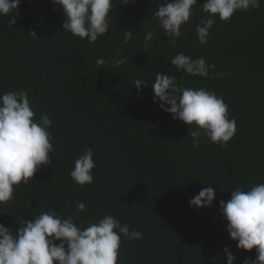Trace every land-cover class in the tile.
Returning a JSON list of instances; mask_svg holds the SVG:
<instances>
[{"label": "trees", "instance_id": "trees-1", "mask_svg": "<svg viewBox=\"0 0 264 264\" xmlns=\"http://www.w3.org/2000/svg\"><path fill=\"white\" fill-rule=\"evenodd\" d=\"M113 3L110 29L94 43L64 31L63 8L52 0H21L17 12L0 16V94L27 91L34 119L47 114L52 121L55 149L48 154L51 163L0 204V223L15 234L17 217L31 220L42 212L73 214L84 227L113 215L142 233L137 240L121 235L117 264H227L226 246L235 264L255 259V249H238L230 238L219 201L229 200L232 190L264 183V0L228 21L211 17L215 23L204 45L196 26L208 14L200 7L194 6L172 45L154 16L165 0ZM12 15L16 23L9 26ZM128 30L134 34L125 44ZM148 31L154 35L145 47ZM180 52L217 65V75L177 70L170 60ZM100 58L107 63L97 67ZM113 59L125 63L117 67ZM157 72L175 75L178 86L224 98L237 122L226 147L202 137L193 148L191 129L153 103ZM137 79L148 87L137 90ZM85 148L93 150L96 167L93 183L80 186L69 173ZM206 186L216 199L197 211L189 201ZM77 201L85 211L77 210Z\"/></svg>", "mask_w": 264, "mask_h": 264}, {"label": "clouds", "instance_id": "clouds-1", "mask_svg": "<svg viewBox=\"0 0 264 264\" xmlns=\"http://www.w3.org/2000/svg\"><path fill=\"white\" fill-rule=\"evenodd\" d=\"M130 0H120L128 4ZM21 0H0V16L17 12ZM54 5L63 8L64 31H68L88 43H94L99 36H104L110 29L108 17L115 7L113 0H52ZM261 0H205L197 5V0H165L154 12L158 28L164 30L172 45H176L182 35L181 26L189 22L194 6L208 14L200 18L196 26L200 44L208 43L210 29L218 16L221 21H228L238 10L258 9ZM12 15L9 26L16 23ZM34 37L35 32H29ZM128 30L124 34L127 44L133 37ZM154 33L148 31L144 36L145 47L152 41ZM119 67L124 59L111 61ZM107 61L100 58L97 67L105 66ZM170 63L177 70L196 77H208L217 67L204 57L196 59L177 53ZM230 74V73H228ZM153 103H158L161 110L170 113L174 120L184 122L191 130L193 148H198L202 137L212 143L226 147L237 132L235 118H229L228 105L222 96L204 88L193 89L178 86L175 75L155 73ZM221 78L226 73L218 74ZM183 78V77H181ZM137 90L148 87L145 81L134 82ZM52 121L47 114L37 122L25 90L9 91L0 94V204L13 199L15 186L21 182L27 184L35 172L51 163L49 153L54 152V145L49 128ZM195 125V127H190ZM96 162L93 150L85 148L74 162L70 171L71 179L80 186L93 183V169ZM216 199L212 186H206L190 199L189 204L197 211L210 208ZM219 212L227 221V232L237 248L256 250L255 259L246 258L242 264H264V183L254 185L248 190L237 188L231 191V198L219 201ZM78 211H85V204L77 201ZM19 228L13 234L12 227L0 223V264H117L121 245V235L127 239H142V233L129 229L115 216L105 214L96 222H89L84 227L73 214H61L54 211L42 212L31 220L17 217ZM59 241V243H57ZM227 264H235L237 257L228 246L224 247Z\"/></svg>", "mask_w": 264, "mask_h": 264}]
</instances>
